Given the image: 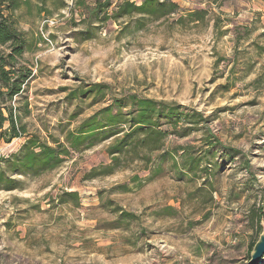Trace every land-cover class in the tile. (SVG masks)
<instances>
[{
	"label": "rangeland",
	"instance_id": "1",
	"mask_svg": "<svg viewBox=\"0 0 264 264\" xmlns=\"http://www.w3.org/2000/svg\"><path fill=\"white\" fill-rule=\"evenodd\" d=\"M94 1L30 0L17 13L27 48L3 69L21 86L0 104L25 133L0 137L9 179L0 184V264H246L264 232V80L251 86L264 79V0H165L176 14L139 29L136 18H109L115 0L91 16ZM196 10L207 11L203 22L186 18ZM95 84L108 85L103 100L75 96ZM131 96L207 119L186 138L168 137L165 149H180L177 169L157 153L146 171L106 174L104 141L53 170L10 172L6 161L27 139L64 144L113 98ZM207 135L221 144L215 156ZM182 149L196 157L195 173L181 166ZM121 211L135 218L120 220Z\"/></svg>",
	"mask_w": 264,
	"mask_h": 264
},
{
	"label": "trees",
	"instance_id": "2",
	"mask_svg": "<svg viewBox=\"0 0 264 264\" xmlns=\"http://www.w3.org/2000/svg\"><path fill=\"white\" fill-rule=\"evenodd\" d=\"M115 1L117 5L109 18L114 20L136 18L137 29L142 28L146 21L153 23L165 21L178 11L177 4L165 0ZM94 4L93 9L87 8L91 16L111 6L110 0H95ZM24 8L31 9L30 0H0V48L10 52L5 57H0V87L6 90L0 91V96L5 95L9 100L19 93L21 81L9 83V73L3 68L6 65H12L15 58L21 57L26 51L27 41L24 39V33L17 27V13ZM45 10L43 5L38 6L39 13ZM206 15L207 11L196 10L188 13L186 18L189 22H203ZM178 21L184 22L183 17H179ZM238 36L240 35L236 36L237 39L241 38ZM263 80L261 76H257L251 86L258 87ZM108 90V85L95 84L93 87L77 92L75 96L97 95L100 100H103ZM206 120L200 113L176 104L136 96L113 98L109 105L85 119L75 131L68 132L65 135L64 144L51 147L40 143L34 137L29 138L20 153L14 155L11 160L8 159L6 164L11 168L10 172L20 174L53 170L63 162L62 157H67L70 152H82L101 142L112 141L107 149L111 164L106 169V174H110V171L115 168L127 169L130 164H138L142 166L143 171H146L153 161L154 154L157 153H160L157 159L162 161L167 158L172 161L173 168L177 169L175 156L180 149L179 147L165 149L168 137L172 135L178 139L186 138ZM5 124L8 125L6 129H4ZM24 133L23 128L16 126L12 111L0 104V137L6 138L9 142L22 137ZM205 146H207V156H215V151L221 144L215 136L207 135ZM181 151H184L179 157L182 160L181 166L189 173H195L199 168L196 157L189 150ZM232 156L233 154L229 151L222 155L223 158L227 157L230 160ZM8 183L9 179L0 173V184ZM134 218L132 214L120 212V220Z\"/></svg>",
	"mask_w": 264,
	"mask_h": 264
},
{
	"label": "water",
	"instance_id": "3",
	"mask_svg": "<svg viewBox=\"0 0 264 264\" xmlns=\"http://www.w3.org/2000/svg\"><path fill=\"white\" fill-rule=\"evenodd\" d=\"M264 256V232L260 235L258 241L254 244L250 258L246 264H259L261 258Z\"/></svg>",
	"mask_w": 264,
	"mask_h": 264
}]
</instances>
